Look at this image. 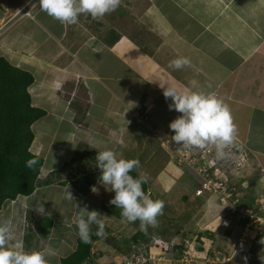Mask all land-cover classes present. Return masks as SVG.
I'll return each mask as SVG.
<instances>
[{"label": "crops", "instance_id": "1", "mask_svg": "<svg viewBox=\"0 0 264 264\" xmlns=\"http://www.w3.org/2000/svg\"><path fill=\"white\" fill-rule=\"evenodd\" d=\"M26 2L0 0V25L17 17ZM124 16L131 23L138 19L135 32L143 38L136 39L128 29L117 27L116 19ZM7 25L0 33V57L32 74L28 87L32 103L45 110L32 124L34 139L29 148L43 157L40 184L29 195L5 200L0 208V222L10 219L13 223V245L44 251L49 264H59L77 244L74 203L78 208L87 205L89 211L98 210L108 225L122 222L121 216L106 209L115 193L99 179L95 157L103 150L140 161L134 171L149 175L146 185L151 199L160 196L167 207L189 201L205 208L207 199L193 193L196 186L181 187L176 199L167 197L186 174L168 162L169 155L160 144L161 138L172 140L175 133L169 125L181 115L169 110L172 100L163 95L168 86L185 92H214L228 105L238 138L252 159L239 184L264 187V0H122L117 10L102 19L81 15L75 25L61 24L38 5L31 16L12 18ZM143 28L147 30L144 35ZM151 43L153 53L148 49ZM180 57H188L191 66L170 68L169 62ZM46 133L48 140L43 139ZM79 148L93 153L67 166ZM92 178L95 182L86 193L72 184L77 181V187H88ZM45 180L50 182L45 184ZM67 188L74 202L63 198ZM37 199L45 215L35 211ZM253 199L251 207H256ZM47 213L54 218L45 237L38 224ZM91 228L97 231L96 225ZM223 230L229 232L228 238L235 232L240 235L236 225ZM163 235L176 239L175 234L169 237L156 230L152 236ZM104 240L94 241L91 252L97 249L101 260L118 264L125 255L114 246L108 252ZM225 240L221 250L227 255L232 244ZM204 245L202 252L209 256V244ZM106 253L117 256L111 259ZM162 254L156 249L152 253L156 259L150 263L164 259ZM165 262L193 264L175 256Z\"/></svg>", "mask_w": 264, "mask_h": 264}, {"label": "clouds", "instance_id": "2", "mask_svg": "<svg viewBox=\"0 0 264 264\" xmlns=\"http://www.w3.org/2000/svg\"><path fill=\"white\" fill-rule=\"evenodd\" d=\"M121 3L122 0H39V7L41 11L61 24L75 25L79 22L81 15L99 20L117 10ZM185 66H191V60L188 57H180L169 62V67L175 70ZM163 95L166 100L168 98L172 100L169 110H175L181 114L169 125L175 133L172 136L175 144L185 149L214 150L216 160L229 158L230 149L238 139V127L230 108L223 100L219 99L214 92L202 90L185 92L170 86L164 89ZM118 157L119 154L113 150L97 152L96 167L101 171L99 179L114 191V198L109 201V204L120 210L122 222L139 221L140 230L147 233L149 227H158V217L163 215L164 202L151 199L148 189L145 193L143 185L148 183L147 173L141 172L138 178L130 174L140 168L138 159ZM36 164L35 159L26 161V167L29 169L34 168ZM92 191L95 192L96 189L93 188ZM63 198L74 202L69 188L64 191ZM36 201L35 211L45 215L43 204L39 199ZM74 205L78 209L75 224L80 241L84 244L92 242V225L97 226L95 235L105 238L107 236L105 216L98 210L89 211L87 205L83 208H78L75 203ZM47 215L51 214L47 213ZM14 239L12 221L7 219L0 222V264H49L46 252L27 251L22 244L13 245L11 242ZM254 240L256 241V237ZM151 243L152 241L148 244ZM261 243H264V239ZM262 248L264 250V246ZM257 263H264V252L260 262L257 261Z\"/></svg>", "mask_w": 264, "mask_h": 264}, {"label": "trees", "instance_id": "3", "mask_svg": "<svg viewBox=\"0 0 264 264\" xmlns=\"http://www.w3.org/2000/svg\"><path fill=\"white\" fill-rule=\"evenodd\" d=\"M115 38L117 37L114 35ZM112 39V37H111ZM33 81L32 74L24 69L12 65L4 57H0V208L3 202L7 199H14L17 195H29L33 192L34 188L40 184L38 182V174L43 164V157L34 154L30 151V145L34 139V132L32 124L45 114V110L33 105L31 95L28 87ZM84 150V151H83ZM67 163L72 167L77 161L83 158L88 159L93 152L86 148H79L75 152ZM29 159H35L37 164L34 168L29 169L26 167V161ZM85 159V160H86ZM134 178H138L139 174L135 171L130 173ZM86 178V177H83ZM47 184L50 181H42ZM94 179L87 181L88 187H77V181H73V186H76L78 190L83 193L90 191L91 186L94 183ZM144 191H147V185H143ZM205 198V196H200ZM246 200H247V196ZM251 198L247 200L248 206L251 207ZM255 210L256 207L252 206ZM106 209H110L117 216H120V211L115 206L109 205ZM261 216H264L261 214ZM53 216L47 215L40 219L39 230L41 234L48 237L51 232ZM245 218L236 219L235 225L239 227V233L241 232ZM179 230V229H177ZM206 234L212 236L210 232L205 231ZM213 232V231H212ZM179 233V231H178ZM229 233L228 231L226 232ZM180 242L172 243L171 239L167 237H153L150 230L147 233L136 230L129 238L132 245L139 244L141 241L146 244L154 238H161L171 243L170 251L173 253V257H179L184 250V241L191 239V237H185L184 232H180ZM259 237H264V225L260 233H257ZM153 237V238H152ZM98 238L95 232H92V242L84 244L77 237L76 248L73 252L60 259L59 264H86L91 255V248ZM152 238V239H151ZM129 240V239H128ZM128 240H124L126 247L122 249L115 242V246L120 251H124L130 247ZM211 254V253H210ZM93 264H116L113 260L107 262L97 261Z\"/></svg>", "mask_w": 264, "mask_h": 264}, {"label": "rangeland", "instance_id": "4", "mask_svg": "<svg viewBox=\"0 0 264 264\" xmlns=\"http://www.w3.org/2000/svg\"><path fill=\"white\" fill-rule=\"evenodd\" d=\"M136 18V17H135ZM117 27H122L123 29H128V31L134 35V37H136V39L139 38H143L141 36H139L138 34H136V30L139 28V21L138 19L133 20L131 23L130 18L124 16L123 18H120V20H117ZM138 26V27H137ZM143 31L141 32V34L144 35L143 32H147L146 29H142ZM155 48V45L151 43V45H149L148 49L149 52L153 53V49ZM61 138V136H57L56 139ZM44 140H48L49 139V133H46L45 136L43 137ZM167 138H163V140H165ZM239 139V138H238ZM53 151V150H52ZM54 153V152H52ZM176 166V165H175ZM75 170V169H74ZM76 171V170H75ZM69 173H71V171L69 170ZM185 176L181 178V181L174 187V189H172V191L168 194V200H173L177 198V193L178 190H180L181 187H195L197 185V182L195 181L194 178H191L189 173L185 172ZM252 173V172H251ZM96 174H93V177H95ZM95 179V178H94ZM248 185V184H247ZM250 185V184H249ZM245 188V187H244ZM49 191V190H46ZM57 188L53 189V192H56ZM245 196L251 198L250 200L252 201V198H254V205L258 208H261L259 210L264 211V187H246L244 189ZM155 194L157 195V192H155ZM36 197V196H35ZM49 197H52L51 195H49ZM43 199H46L45 197H42ZM155 200H160L162 198H160V196H155L154 197ZM51 200V199H49ZM253 202V201H252ZM46 204L48 206H50V201H48L46 199ZM247 204V203H246ZM248 205V204H247ZM119 210V209H118ZM120 211V210H119ZM224 208L222 206H219L218 203L216 202V199L213 197L210 200H208L205 204V208H201L200 206L198 207V205H194L193 203L191 204L189 201L187 202H178V204L173 205L172 207L170 206H166L163 209V215L158 217V227L156 228H151L149 227L148 229L151 232V235H153V232L156 230L159 233H164L165 235H169L171 234H175L176 236V231H182L185 233V237H191V239H187L184 241V252L179 255L178 258H182L184 261H189V263H193V264H221L220 262L217 263V261L212 262L213 260V251L215 250V252L217 253V251L221 252L220 253V257L218 261H221V255H224V251L221 250L222 244H225L226 242H222L223 240L227 241L229 243H231V247H233V245L237 244L238 242V234H236V232L234 233L233 236H231L232 238L235 237V240H233L232 238H228L226 237V231L224 232V228L225 229H231V226L235 225V219H231L228 222V226L224 227L221 223L222 218L224 219L226 217V214L224 215ZM190 215L188 218V220H184L185 216ZM114 216V215H113ZM222 217V218H221ZM112 220H109V222ZM120 220H118L117 224H115L113 221L110 222V225H108V220H105V224H106V229L105 231L107 232V236L105 238H103L104 243L106 244L105 247H107L109 250H107L108 252L111 251L112 246L116 247L114 242L116 244H118L120 247H122V249H124L126 247L124 240H128V243L130 245V247H128V249L121 251V254H126L127 256H129L133 251H132V246H134V249L137 250V248H139V250H137V252L135 253V255L141 254L143 252H146L145 254V258L147 259L146 262H144L143 260L141 261L140 264H152L150 263L151 261H153V259H156V257L149 259V254L150 252L147 250L149 245L148 243L146 244L145 242L141 241L139 244L136 245H132V243L130 242V236L136 232V230L140 229L139 226V221H136L135 223H123L120 222ZM125 225V226H124ZM124 226V227H121ZM223 228V229H222ZM179 229V230H177ZM210 232L212 234V236H209L208 234H206V232ZM214 231V232H212ZM198 235V236H197ZM206 235V236H205ZM214 235V236H213ZM164 236V235H163ZM171 235H169L170 237ZM174 236V237H175ZM180 236L181 234H177L176 239L173 238L171 239L170 242L172 243H177L178 241L180 242ZM196 236V238H194ZM200 236H202L203 238L201 239ZM166 237V236H164ZM215 237V238H214ZM217 237V238H216ZM223 238V239H222ZM228 238V239H227ZM152 239V238H151ZM201 239L202 242H200L199 240ZM264 239L260 238V239H256L255 244H253V240H247L246 244H250L253 249V256L251 257V260H248L247 262H244V260L241 258V256L238 258L237 255L233 256V258L231 259V261L233 260V262L231 263V261H228L227 263L225 262L224 264H258V262H260L261 258H262V254L264 252L263 250V246L264 243H261V240ZM152 241V240H151ZM150 241V242H151ZM149 242V243H150ZM204 243H208L209 246V250L211 255H204V253L202 252L205 248ZM240 244L242 245V243L240 242ZM245 244V243H244ZM198 246V249H197ZM236 247V246H235ZM132 251V252H131ZM244 252V250L241 251V254ZM111 259L116 258L115 256L117 255H113L112 257L106 253ZM152 254V253H151ZM246 254V253H245ZM120 255V254H119ZM100 255H98L97 249H94V252H91L90 258L87 260L86 264H93L94 262L97 261H101V262H105L107 260H101L99 257ZM121 256V255H120ZM107 258V257H106ZM164 259H160L159 262L157 264H166L165 260H170L171 258L166 256V257H162ZM173 258V257H172ZM177 258V257H175ZM151 260V261H149ZM164 260V261H163ZM192 260V261H191ZM114 261V260H113ZM179 263V262H178ZM180 264V263H179ZM223 264V263H222Z\"/></svg>", "mask_w": 264, "mask_h": 264}, {"label": "built area", "instance_id": "5", "mask_svg": "<svg viewBox=\"0 0 264 264\" xmlns=\"http://www.w3.org/2000/svg\"><path fill=\"white\" fill-rule=\"evenodd\" d=\"M38 5L39 0H27L19 15L10 17L7 22L12 18L15 20L22 16H30L33 8ZM7 22L0 25V33L9 26ZM161 146L169 155V163L176 165L195 179L197 182L193 191L195 196H205L207 201L214 197L218 205L224 208L225 212L223 214H226V217L224 219L221 217V223L224 227L228 226L231 219H246L238 236L237 244L229 247L230 251L227 255H221V261H218L221 252L217 251L216 253L214 250L212 262L217 261V263L224 264L231 261L233 256L236 255L238 258L241 256L244 262H247L253 252L252 246L247 245L246 241L253 240L252 243L254 244L257 233L261 232L264 225V216L259 215L253 207L246 204L249 197L246 200L244 189L247 186L239 184V179L243 176V170L250 165L252 160L246 145L240 139H237L236 144L230 149L229 158L225 160H216L214 150L185 149L170 139L163 140L161 138ZM132 247L133 252L131 251L132 253L129 256L125 254L123 260L118 264H140L142 260L147 261L144 257L146 252L135 255L139 248L135 250L134 246ZM170 247L171 243L161 238H154L147 249L150 252L149 259L152 258L153 248L158 249L161 254L163 253L161 256L172 258L173 253L170 251ZM242 250L244 252L241 254Z\"/></svg>", "mask_w": 264, "mask_h": 264}, {"label": "bare ground", "instance_id": "6", "mask_svg": "<svg viewBox=\"0 0 264 264\" xmlns=\"http://www.w3.org/2000/svg\"><path fill=\"white\" fill-rule=\"evenodd\" d=\"M154 251H156V248H153V249H152V252H154Z\"/></svg>", "mask_w": 264, "mask_h": 264}]
</instances>
